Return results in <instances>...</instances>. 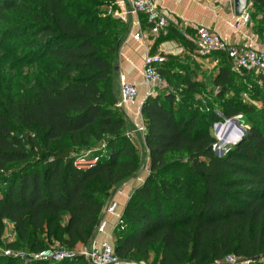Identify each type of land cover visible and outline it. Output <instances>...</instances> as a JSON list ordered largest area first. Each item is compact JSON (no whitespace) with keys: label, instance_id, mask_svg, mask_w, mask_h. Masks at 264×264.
I'll return each mask as SVG.
<instances>
[{"label":"trees","instance_id":"trees-1","mask_svg":"<svg viewBox=\"0 0 264 264\" xmlns=\"http://www.w3.org/2000/svg\"><path fill=\"white\" fill-rule=\"evenodd\" d=\"M251 2L262 29L264 0ZM114 6V0H0V44L19 38L17 60L34 66L31 86L0 110V223H12V247L37 253L54 242L65 249L86 245L105 202L139 166L112 89L126 30ZM214 54L226 62L213 78L221 95L238 75L224 54ZM254 78L264 93V72ZM184 81L187 98L170 91L141 104L149 172L113 228L114 251L126 262L213 264L235 255L257 264L264 256V110L247 105L243 136L219 155L210 129L219 117L191 109L198 90ZM221 113L229 119L240 110L228 103ZM98 143L91 154L97 161L75 167L77 152ZM0 260L89 264L82 256Z\"/></svg>","mask_w":264,"mask_h":264},{"label":"rangeland","instance_id":"rangeland-1","mask_svg":"<svg viewBox=\"0 0 264 264\" xmlns=\"http://www.w3.org/2000/svg\"><path fill=\"white\" fill-rule=\"evenodd\" d=\"M99 8L103 11L107 10L105 5H101ZM249 14L250 22L248 23V26L250 29H252V32L257 35L258 42L261 43L264 39V28L262 27L261 29L260 25H258V22L261 19V11H259V9H255V6L251 5L249 8ZM18 42H20L19 38L9 37L4 41V45L0 44V110L2 107L12 102L14 98H18L20 95L24 94L25 91L31 86L32 78L34 77V66H29L28 64L19 62L17 60L18 55L23 51L22 48L17 47ZM195 52L196 53L194 54L197 56V60L193 65H188V63H185V60H181L179 64L181 68H186V75L189 76V80L193 82L198 90V93L191 95L193 100L190 102V104L194 102L190 105L191 109L193 108L192 110H199V113L203 114L204 116L209 112H213L219 117L218 121L211 124L210 129L211 133L217 139L214 149L216 153L220 155L226 151L227 147L232 144L233 139L238 135V132L234 127H238L243 133L247 128L248 124L244 114L246 106H254L258 111L264 110V93L262 91V83L261 81L254 78L257 76L256 74L247 72L246 70L234 68L231 65L230 67L228 66L229 69L236 72L238 75V77L235 78V87L219 95L221 88L216 86V84L213 82V78L222 66H226L224 58L217 54L200 53L196 48ZM177 76L179 77L180 75ZM162 78L164 79V76H162ZM164 82L166 83V86L153 87L151 95H162L165 92L174 91L175 95L177 96V100L183 96H186L185 98H187L188 94L185 95L183 93L185 86L180 81H177L176 77L173 81L164 79ZM112 89L115 96L117 97L118 102L119 83L113 81ZM228 103L240 110V113L234 116V127H231L228 124V121L233 118H224L221 113L224 106ZM119 108L122 109L123 107L119 106ZM218 125H220L219 128H217ZM218 130L219 132L217 133ZM128 132L126 128L125 134ZM224 137L226 138L224 141H222ZM127 138H129L137 150L139 166L135 171L134 176L126 179L119 185V187L130 181L133 182V185H135L138 183L136 180L137 177H142L149 172V155L147 148L141 142V136L136 133H133L132 136L130 133V137ZM99 146H101V144L98 143L92 147L77 152L76 155L91 156V154H94ZM111 199L112 196L105 202L101 211L100 220H104V215L102 214H107L105 212V206ZM120 201L119 202L122 203V200ZM116 220L117 217L113 222L109 221V223H111L108 226V231H111ZM95 229L96 226L94 230ZM15 239L16 236L12 223L9 220H3L0 223V257H15L19 260L29 258L28 255L31 253L28 252L24 246L12 247V243L15 241ZM53 247H60V245L58 242H54L47 248ZM79 247L80 245L74 248ZM6 251L9 252V255L5 254ZM19 253L22 255H15ZM155 254L156 249L151 250L149 257L150 262L152 261ZM263 259L264 256H262L257 261V264L264 263ZM239 262L242 264H253L252 262H244L243 259H240ZM140 263L149 264L148 262L145 263L142 261ZM0 264H12V261L8 262L7 260H0Z\"/></svg>","mask_w":264,"mask_h":264},{"label":"crops","instance_id":"crops-1","mask_svg":"<svg viewBox=\"0 0 264 264\" xmlns=\"http://www.w3.org/2000/svg\"><path fill=\"white\" fill-rule=\"evenodd\" d=\"M168 17L169 25L167 32L160 37L151 36L148 33V25L144 14L137 17L128 15L125 25V32L122 36L119 46L118 58L115 65L114 81L119 83V74L124 73L130 82H134L137 87L138 95L136 102L132 105L122 108L127 132L134 131L139 123V111L141 104L147 96L148 86L142 78V60L144 55L143 45L133 37V35L142 30L146 35V45L153 54H161L164 59L158 65L163 71L164 79L184 83V79L189 80L186 75V68H181L179 62L185 60L188 65H193L197 60L195 56V45L191 41L196 34V29L200 26L207 27L211 31L218 33L224 39L230 42H247L259 46L257 35L247 24H237V17L234 14V0H154ZM251 1V0H249ZM121 2L127 4L129 0H114V10L120 8ZM112 12V13H113ZM139 21V23H138ZM177 75H180L179 77ZM138 134V133H136ZM139 135V134H138ZM142 142V141H141ZM144 144V143H142ZM137 177V184L133 182L124 183L117 187L112 199L118 203L117 212L121 214L125 201L144 179ZM122 200V203H120ZM120 201V202H119ZM104 220L96 224L92 238L100 240L104 237V232L108 231V226L115 220L117 215L102 214ZM109 221H111L109 223ZM103 225L102 233H98V228ZM91 264V263H89Z\"/></svg>","mask_w":264,"mask_h":264},{"label":"built area","instance_id":"built-area-1","mask_svg":"<svg viewBox=\"0 0 264 264\" xmlns=\"http://www.w3.org/2000/svg\"><path fill=\"white\" fill-rule=\"evenodd\" d=\"M252 2L248 1L246 8L237 17V24H247L250 22L249 8ZM140 14H144L148 25V33L151 36L158 37L167 32L169 25L168 17L163 13L161 8L154 0H129L127 4L121 2L120 8L113 12V15L126 22L128 15L138 18ZM139 23V21H138ZM133 37L137 39L144 47V55L142 60V78L148 86L147 96L152 94V88L156 86H166L158 65L163 61L161 54H153L146 45L147 35L139 30ZM191 41L195 45L197 51L203 54H224L234 68L246 70L247 72L259 75L264 72V39L259 46L247 42H230L220 36L218 33L211 31L207 27L200 26L196 29V34ZM138 95L137 87L134 82H130L124 73L119 74V101L117 106H128L136 102ZM139 123L134 131L141 136L144 143L146 127L142 120L141 109L139 111ZM130 137V132L126 133ZM133 136V134L131 133ZM97 159L91 156H79L74 160V166L78 169H86L92 166ZM118 203L111 199L105 206V212L117 215L113 228L120 219L121 214L117 212ZM113 228L111 231H103V225L98 228V233L104 232V237L100 240L92 238L86 245H80L79 248L65 249L61 247L45 248L37 253L28 255V260H51L61 261L65 259H73L82 256L91 264H141L137 261L126 262L121 260L114 251L113 246ZM9 255V252H5ZM14 255V254H13ZM22 255V254H15ZM235 255L228 256L225 260H219L213 264H242ZM242 261V260H241ZM244 262H252L245 260ZM264 261V259H263Z\"/></svg>","mask_w":264,"mask_h":264},{"label":"water","instance_id":"water-1","mask_svg":"<svg viewBox=\"0 0 264 264\" xmlns=\"http://www.w3.org/2000/svg\"><path fill=\"white\" fill-rule=\"evenodd\" d=\"M248 1L249 0H234V14L236 16H239L242 11L246 8L247 4H248ZM234 121L235 119H231L228 121V124L231 126V127H234ZM220 125L217 126V128H219ZM236 129V131L238 132V135L233 139V143H236L239 139H241V137L243 136V132L238 128V127H234ZM219 132V130L217 131V133ZM226 137H224V139L222 141L225 140Z\"/></svg>","mask_w":264,"mask_h":264}]
</instances>
